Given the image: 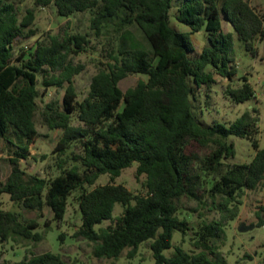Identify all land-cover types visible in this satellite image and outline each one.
Returning a JSON list of instances; mask_svg holds the SVG:
<instances>
[{
    "label": "trees",
    "instance_id": "1",
    "mask_svg": "<svg viewBox=\"0 0 264 264\" xmlns=\"http://www.w3.org/2000/svg\"><path fill=\"white\" fill-rule=\"evenodd\" d=\"M178 1L174 16L189 29L186 34L170 26L172 0H33L34 8L22 18L14 0H0V139L14 148V157L8 159L11 172L0 183V195L29 211L47 206L53 218L62 221L69 197L79 191L81 224L74 237L91 243L97 259L117 260L125 250L132 259L140 245L150 241L154 264H218L207 251L214 252L223 223L237 216L240 193L256 190L264 182V150L254 138L256 112L246 111L229 125L205 127L194 116L190 99L195 90L209 91L214 75L229 81L225 91L235 103L254 97L245 77L238 88L231 85L236 75L233 38L254 56L252 43L263 37V18L251 0ZM49 5L65 18L88 12L96 38L110 27L117 37V47L108 52L107 62H99L80 102L74 78L85 67L73 64L72 57L87 52L88 34L69 32L67 23L45 41L15 51L17 41L37 34L35 10ZM132 29L141 33L142 41ZM201 31L208 44L197 53L190 36ZM129 75H143L146 80L139 79L123 93L119 83ZM50 88L64 89V94L60 104L47 103L40 114L48 130L61 132L52 150L59 174L46 180L27 174L19 162L30 157L37 136V100ZM231 136L252 142L255 155L249 164L225 162L235 156ZM77 146L80 151L75 153L72 149ZM133 163L136 179L145 177V196L113 184ZM102 175L111 183L85 190ZM205 198L219 200L221 217L195 233L194 245L200 251L177 248L166 258L163 252L171 248L174 231L189 230L188 223L177 217L182 200L195 202L197 208ZM117 204L123 212L115 218ZM263 213L264 205L256 212L258 227L264 225ZM105 221L113 224L95 230ZM38 228V221L0 205L1 241L39 243L43 235ZM18 264L67 263L61 255L45 252L25 256Z\"/></svg>",
    "mask_w": 264,
    "mask_h": 264
},
{
    "label": "rangeland",
    "instance_id": "2",
    "mask_svg": "<svg viewBox=\"0 0 264 264\" xmlns=\"http://www.w3.org/2000/svg\"><path fill=\"white\" fill-rule=\"evenodd\" d=\"M18 15L22 18L28 10L34 8L33 0H14ZM178 0H172V8L169 13L170 26L179 33L186 34L189 29L178 23L175 19V12L179 6ZM251 5L263 18V37H257L253 41L255 55L245 50L244 44L239 42L236 36L233 38V51L235 62L232 63L236 70V75L231 82L233 88H238L242 84L241 78L245 77L254 91V97L244 103H235L227 94L226 86L229 81L214 75L215 82L209 91L204 88L195 90L191 95L193 114L197 121L205 127H211L214 123L229 125L239 118L246 111H255L257 117V133L254 135L260 150H264V0H251ZM91 15L88 12L76 14L70 18L61 17L57 14L53 5L35 10V21L33 27L37 34L33 37L21 39L16 42L15 51L20 48L30 49L37 41H45L48 35H55L61 32L65 25L69 23L71 33L88 34L90 46L85 53H80L72 57L73 64H82L85 69L75 76L74 84L77 93V101H82L88 94L92 76L97 72L99 62H107L108 52L116 46V36L112 27L99 38L93 35L90 30ZM226 31H231L230 26L222 19ZM136 37L142 41V35L136 29H132ZM197 48V53L207 46L208 42L203 31L190 36ZM111 41V44L108 43ZM210 70V69H209ZM39 79V89L42 92ZM139 79H145L143 75H129L119 83L123 93L135 85ZM64 89L50 88L45 95L38 100L39 109L35 117L37 136L30 146V157L19 162L20 168L27 174L37 175L46 180L53 179L59 174L56 167L57 159L52 154L61 132L58 130H48L41 121V111L45 104L52 101L61 103ZM235 149L233 159L225 161L232 164H249L255 155L252 142L247 139L229 137ZM192 150H197L194 147ZM14 148L7 145L0 139V183H3L10 175L11 165L9 158L14 157ZM79 152V147L72 149ZM67 155H70L68 152ZM137 163H133L124 170L120 177L113 182L115 185H122L135 196H145V177L136 179ZM111 183L107 175H102L92 187H86L90 191L97 186ZM80 192H74L68 200L67 211L62 221L53 218L52 211L45 206L42 211H29L22 206L12 203L8 195H0V205L3 210L19 212L27 219L38 221L39 228L36 230L43 235V240L39 243L30 241H1L0 240V264H18L25 256L32 254L39 255L45 252L59 254L67 264H154L150 241L140 245L134 258H128L129 250H125L120 258L97 259L93 256L92 244L82 238H75L74 233L81 224V214L78 206ZM204 205L197 207V204L187 199L181 202V209L177 213L180 220L188 223L189 230L186 234L174 231L172 246L163 252L166 258L174 255L177 248H181L187 253H198L194 242L195 233L200 230L203 224L218 221L221 217L219 210V200L212 202L204 199ZM240 205H237V216L233 220L223 223V233L221 239L213 247V253L207 251L209 258L218 264H264V225L258 227L259 220L256 212L264 205V182L253 191L244 190L237 198ZM232 207V206H231ZM197 209L196 211L194 209ZM123 207L115 205L114 217L122 214ZM264 220V213L261 215ZM48 222L49 226H45ZM113 222L105 221L95 226V230L112 225ZM63 235V239L60 236Z\"/></svg>",
    "mask_w": 264,
    "mask_h": 264
}]
</instances>
